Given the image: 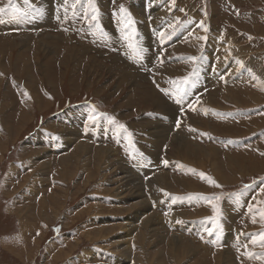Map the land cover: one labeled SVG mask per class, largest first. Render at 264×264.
<instances>
[{
	"label": "rangeland",
	"instance_id": "1",
	"mask_svg": "<svg viewBox=\"0 0 264 264\" xmlns=\"http://www.w3.org/2000/svg\"><path fill=\"white\" fill-rule=\"evenodd\" d=\"M93 3L0 0V264H264V0Z\"/></svg>",
	"mask_w": 264,
	"mask_h": 264
},
{
	"label": "bare ground",
	"instance_id": "2",
	"mask_svg": "<svg viewBox=\"0 0 264 264\" xmlns=\"http://www.w3.org/2000/svg\"><path fill=\"white\" fill-rule=\"evenodd\" d=\"M229 32V31H228ZM222 33V32H221ZM221 33H220V36H221ZM223 35H224V33H222ZM225 36V35H224ZM226 37V36H225ZM226 39H230V44H232V46L236 49V48H238L239 49V54H241L242 52H244L245 51V49H241V48H239V47H237V46H234V40L232 39V37L231 36H229V35H227V37H226ZM233 47H230V50H232L233 49ZM238 49H237V51H238ZM245 56H241L240 58H239V60H238V62L240 61V60H242V58H244ZM245 58H247L248 59V56H246ZM261 59V58H260ZM255 60H257V58L255 57V59L253 58V70L255 71H261L260 70V68L262 69L263 67H262V63L261 64H259L257 61L255 62ZM263 61H264V58H263ZM237 62V63H238ZM256 63V64H255ZM204 64V63H203ZM202 64V65H203ZM226 64V63H225ZM201 65V64H200ZM216 68V67H215ZM200 69V68H199ZM221 69V68H220ZM207 70V69H206ZM214 71H216V70H214ZM222 73V72H221ZM217 74V73H216ZM223 74V73H222ZM226 74V73H225ZM204 76V75H203ZM202 76V78L204 79L205 78V76L203 77ZM201 76H199L198 78H200ZM202 79V80H203ZM250 79L252 80V81H254V83H255V85L256 84H258L259 86H261V82L258 80V79H254L253 78V76H251L250 75ZM201 80V79H200ZM243 80V79H242ZM195 81V80H194ZM244 81V80H243ZM242 81V82H243ZM193 82V81H192ZM199 82H201V81H199ZM254 85V86H255ZM191 87H192V85H191ZM257 87V86H256ZM256 87H255V89H256ZM236 88H238V87H236ZM252 88H254V87H252ZM251 88V89H252ZM227 89V88H226ZM228 89H229V86H228ZM240 90V89H239ZM253 91V90H252ZM232 92V94H233V96H229L230 95V93ZM208 94V93H207ZM254 94H256V95H254ZM253 94V92L250 94V95H246L245 96V98H246V101L245 102H249L250 103V101H252V102H254V103H259L261 100H262V98L264 97H261V94L260 95H258L257 93H254ZM223 95H226V99H228L229 101H235L237 98H236V96H234V91H231V90H227V92L226 93H224ZM244 96V95H243ZM210 97V96H209ZM209 100V99H208ZM245 107H249V106H245ZM171 109V108H170ZM214 113V112H213ZM200 114V113H199ZM169 115H171L170 113H169ZM201 115V114H200ZM216 116V115H215ZM205 117V116H204ZM248 120V119H247ZM197 121V120H196ZM218 120H216V122H217ZM240 121V120H239ZM246 121V120H245ZM199 122V121H198ZM202 122V121H201ZM201 122H200V124H201ZM205 123V122H204ZM247 123V122H246ZM203 124V123H202ZM197 125V124H196ZM214 125V124H213ZM244 127H247V128H249L250 129V126H251V124H245V125H243ZM210 127H212V126H210ZM216 127V126H215ZM213 129V128H212ZM257 129V128H256ZM251 130V129H250ZM126 133V132H125ZM249 133V132H248ZM125 138V137H124ZM129 140V139H128ZM121 141V140H120ZM122 142H124V141H122ZM184 142V141H183ZM118 143V142H117ZM128 143V142H127ZM123 144H125V142L123 143ZM184 145V144H183ZM120 146H122V145H120ZM182 146V145H181ZM179 147H180V145H179ZM78 148V147H77ZM86 148L87 147H85V146H81V148H80V150L79 151H82L83 153H85V152H87L86 151ZM196 148V147H195ZM99 151V150H98ZM212 151V150H211ZM257 151V150H256ZM194 153L195 152H197V153H200V151H193ZM104 152L103 151H101L100 153H99V156H98V159L100 160H103L104 161V159H103V157H104ZM196 154V153H195ZM97 155H98V153H97ZM213 155V151H212V153L210 152V151H207V153L205 154V156L207 157V159L208 158H210L211 156ZM35 156V155H34ZM134 157V156H133ZM63 161H67V167L69 168V162H70V158L68 159V158H65L64 157V159H63ZM230 163H232V164H238V162H236L235 161V156H233L230 160ZM34 162V161H33ZM103 163V162H102ZM103 164H105V163H103ZM66 165H62L61 167H62V171H63V174H67L68 172H69V170H68V168L66 167ZM210 165V164H209ZM238 168H234L232 171H236ZM62 171H61V169H59V172H60V174H62ZM217 176H220V177H222L223 178V175H222V173H219L218 171L215 173ZM237 174V173H236ZM61 177V176H60ZM220 180H224V178L223 179H221V178H219ZM46 182V181H45ZM167 183V182H166ZM31 185V184H30ZM155 186V185H154ZM35 188V187H34ZM37 189V188H36ZM130 189H132L133 190V192H136V190H135V187H133V188H130ZM135 190V191H134ZM172 191V190H171ZM54 196V195H53ZM119 196H121V194L120 195H118V198H120ZM51 197V196H50ZM56 197V196H55ZM117 197V196H116ZM52 201H53V199H52ZM59 205V204H58ZM43 206H45L44 204H43ZM55 207V206H54ZM43 208V207H42ZM58 210V209H57ZM45 211V210H44ZM39 212H41V211H39ZM54 212V211H53ZM41 215V214H40ZM46 219H47V215H46ZM191 219V218H190ZM148 224V223H147ZM150 225V224H149ZM108 230V229H107ZM105 232V231H104ZM109 232V231H108ZM121 232H122V230H121ZM90 233V232H89ZM96 233V232H95ZM123 233H125V232H123ZM100 234V233H99ZM97 235V234H96ZM101 235V234H100ZM104 235V234H103ZM86 237V236H85ZM88 237V236H87ZM92 237V236H91ZM146 237V236H145ZM151 237V236H150ZM95 238V237H94ZM101 238V237H100ZM96 239V238H95ZM142 240V239H141ZM76 241V240H75ZM179 246V245H178ZM175 249H176V247H175ZM175 252V251H174ZM177 252H178V250H177ZM66 254V253H65ZM120 254V253H119ZM177 255V254H176ZM179 255V254H178ZM84 257V256H83ZM173 257H175V256H173ZM64 258V257H63ZM85 258V257H84ZM221 264H230L229 262H227V263H222V262H220Z\"/></svg>",
	"mask_w": 264,
	"mask_h": 264
},
{
	"label": "snow or ice",
	"instance_id": "3",
	"mask_svg": "<svg viewBox=\"0 0 264 264\" xmlns=\"http://www.w3.org/2000/svg\"><path fill=\"white\" fill-rule=\"evenodd\" d=\"M28 2H29V0H25V3H28ZM89 6L93 9V12H94V13L97 11L96 8H95V4L93 3V0H89ZM8 7H12V8H13V11L16 12V13L21 12L20 8L15 7V6L11 5V4H9ZM4 12H5V7H0V13H4ZM21 14H26V13H21ZM96 18H97V17H96V15L94 14V15L92 16V20H96ZM0 22H3V21H0ZM201 26L203 27V24H202V23H201ZM205 30H207V29H205ZM159 35H160L161 39H164V38H165V33H164V32H160ZM124 39L127 40V41H129V42H128V47L134 51V53L136 54V58L138 59V61H143V60H144V55H143L144 50H143V49H138V48H136V46H135L133 43H131V37L125 36ZM202 39H203V38H202ZM189 59H190L191 61H193V62H196L198 58H197V57H189ZM188 82H189V81H188V78H185V79L182 81V84H187ZM173 83H176V82L174 81ZM184 91H185V90H184L183 86H178V87H177V92L175 93V95H177L179 98L176 100V103L179 104V103L181 102V100L183 99V97H182V96H179V94H180V93H183ZM166 94H168L167 91H166ZM25 95H27V93H25ZM189 107L191 108L192 105L189 104ZM193 110H195V109H193ZM94 112H95V110H94ZM97 118H98L97 115H95V114H90L89 117H88V120H89L90 122H92V123H95L96 120H97ZM109 122H114V118L109 117ZM177 125H179V121H177ZM119 127L123 129L125 126H124V125H120ZM193 131H195V130L193 129ZM129 135H131V134H129ZM164 163L167 164L168 161L165 160ZM199 175H200L202 178L208 179L210 183H212V184H214L215 186L219 187V185L216 184V182H215L214 180H212L211 177H206L205 174H204L203 172H201ZM262 182H264V181H262ZM245 187L247 188V187H250V186L246 185ZM261 191H264V189H261ZM213 199H217V200H218V199H220V197H214ZM249 211H251V207L249 208ZM260 218H261V220H264V210H261V212H260ZM256 222H257V221H256V218L253 217V223H256ZM217 226L219 227V225H217ZM208 232H209V235L212 234V230L209 229ZM202 238H203V237H202ZM258 240L260 241L261 246H264V232H260V233L258 234ZM252 242H253V243H256L257 240H256V239H253ZM249 255H252V254L249 253Z\"/></svg>",
	"mask_w": 264,
	"mask_h": 264
},
{
	"label": "crops",
	"instance_id": "4",
	"mask_svg": "<svg viewBox=\"0 0 264 264\" xmlns=\"http://www.w3.org/2000/svg\"><path fill=\"white\" fill-rule=\"evenodd\" d=\"M238 55H240V56H242L241 54H238ZM243 60H244V58H242V60H241V62H243ZM253 65V64H252ZM253 67V66H252ZM251 69V68H250ZM214 113H216V112H218V111H213ZM136 189V188H135ZM132 194L134 195V196H136V197H138L139 196V194H137V190H136V192H132ZM132 195V196H133ZM117 198V197H116ZM144 203H142V205H141V209H143V207H144V205H143ZM140 206V204L139 203H137L136 204V206H133L134 208L136 207V208H140L139 207Z\"/></svg>",
	"mask_w": 264,
	"mask_h": 264
}]
</instances>
